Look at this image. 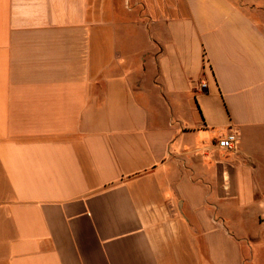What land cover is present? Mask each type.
Returning <instances> with one entry per match:
<instances>
[{
  "label": "crops",
  "instance_id": "0c3cea01",
  "mask_svg": "<svg viewBox=\"0 0 264 264\" xmlns=\"http://www.w3.org/2000/svg\"><path fill=\"white\" fill-rule=\"evenodd\" d=\"M262 256L264 0H0V264Z\"/></svg>",
  "mask_w": 264,
  "mask_h": 264
},
{
  "label": "built area",
  "instance_id": "2783aa9c",
  "mask_svg": "<svg viewBox=\"0 0 264 264\" xmlns=\"http://www.w3.org/2000/svg\"><path fill=\"white\" fill-rule=\"evenodd\" d=\"M236 142H237V138L235 133H229L223 138L218 140L217 146L222 150H232L235 148Z\"/></svg>",
  "mask_w": 264,
  "mask_h": 264
},
{
  "label": "rangeland",
  "instance_id": "374dc122",
  "mask_svg": "<svg viewBox=\"0 0 264 264\" xmlns=\"http://www.w3.org/2000/svg\"><path fill=\"white\" fill-rule=\"evenodd\" d=\"M262 260H263V263H264V256H262Z\"/></svg>",
  "mask_w": 264,
  "mask_h": 264
}]
</instances>
